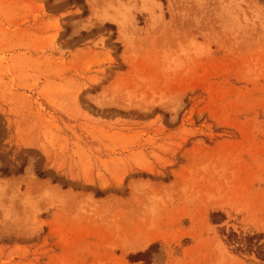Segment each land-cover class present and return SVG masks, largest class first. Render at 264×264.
Segmentation results:
<instances>
[{
    "label": "rangeland",
    "instance_id": "rangeland-1",
    "mask_svg": "<svg viewBox=\"0 0 264 264\" xmlns=\"http://www.w3.org/2000/svg\"><path fill=\"white\" fill-rule=\"evenodd\" d=\"M263 242L264 0H0V264Z\"/></svg>",
    "mask_w": 264,
    "mask_h": 264
},
{
    "label": "trees",
    "instance_id": "trees-1",
    "mask_svg": "<svg viewBox=\"0 0 264 264\" xmlns=\"http://www.w3.org/2000/svg\"><path fill=\"white\" fill-rule=\"evenodd\" d=\"M250 238H254V236H252V237H250ZM261 245H264V242L261 244ZM260 247V246H259ZM260 249H261V247H260ZM261 253V254H260ZM260 256H259V258H261V259H263L264 260V249L262 250V251H260ZM136 255H138V254H136ZM135 255V256H136Z\"/></svg>",
    "mask_w": 264,
    "mask_h": 264
},
{
    "label": "bare ground",
    "instance_id": "bare-ground-1",
    "mask_svg": "<svg viewBox=\"0 0 264 264\" xmlns=\"http://www.w3.org/2000/svg\"><path fill=\"white\" fill-rule=\"evenodd\" d=\"M119 25H120L121 31H123V29H124L123 26H124V25H123V23H122L121 21L119 22ZM132 248H133V247H132Z\"/></svg>",
    "mask_w": 264,
    "mask_h": 264
}]
</instances>
